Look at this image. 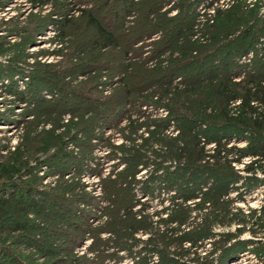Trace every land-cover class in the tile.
Returning <instances> with one entry per match:
<instances>
[{"label":"rangeland","instance_id":"rangeland-1","mask_svg":"<svg viewBox=\"0 0 264 264\" xmlns=\"http://www.w3.org/2000/svg\"><path fill=\"white\" fill-rule=\"evenodd\" d=\"M209 2L0 0V264H264V173L198 161L263 139L218 89L264 85V0Z\"/></svg>","mask_w":264,"mask_h":264},{"label":"trees","instance_id":"trees-1","mask_svg":"<svg viewBox=\"0 0 264 264\" xmlns=\"http://www.w3.org/2000/svg\"><path fill=\"white\" fill-rule=\"evenodd\" d=\"M208 4L209 7L214 11L220 12V6L217 5L218 0H210ZM106 37L110 38V35L107 34ZM242 89L244 90L243 96H237L235 94H232L226 84H222L219 86L218 92L223 98H225V105H227L228 109L224 110L222 118L227 121L242 118L243 120L247 121L255 131L260 132L263 139L261 141H249V143L243 147L233 145L228 147L229 140L226 139L221 142H216L214 145L215 148L212 150L206 149V145L205 143H203L204 140L203 142L200 141L198 143V161H204L203 163H207L208 165H216L218 169H221V167L219 166L224 165V169L225 166L231 167L232 163L240 162L245 157H251L250 163L245 166L246 170L253 172L262 171L264 173V109H262L264 104V85L247 83L242 87ZM238 101V105H235L234 103ZM222 203H227V201L223 200ZM210 204L211 203H209L208 205ZM207 215L211 219H214L212 217L216 216H212L210 212H208ZM231 215L242 217L239 220H243V222L245 221L243 218H249V220L252 219V226L256 227L254 229V232L258 231L259 227H264V204L261 205L259 209L250 211L247 215L242 213L241 209H236V212L232 213ZM188 232L190 233V231ZM191 233H193V231ZM188 240L190 246L192 245V247L194 248L197 247L196 234L194 235V237H189ZM175 248L176 250L179 249L180 253L188 251L186 250V247H184V245H177V247ZM261 252H264V249L263 251H260V253Z\"/></svg>","mask_w":264,"mask_h":264},{"label":"bare ground","instance_id":"bare-ground-1","mask_svg":"<svg viewBox=\"0 0 264 264\" xmlns=\"http://www.w3.org/2000/svg\"><path fill=\"white\" fill-rule=\"evenodd\" d=\"M240 264H243V262H241Z\"/></svg>","mask_w":264,"mask_h":264}]
</instances>
